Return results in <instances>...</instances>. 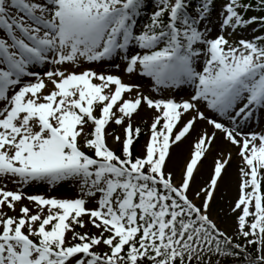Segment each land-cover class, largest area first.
Masks as SVG:
<instances>
[{
  "label": "snow or ice",
  "instance_id": "1",
  "mask_svg": "<svg viewBox=\"0 0 264 264\" xmlns=\"http://www.w3.org/2000/svg\"><path fill=\"white\" fill-rule=\"evenodd\" d=\"M0 264H264V0H0Z\"/></svg>",
  "mask_w": 264,
  "mask_h": 264
},
{
  "label": "rangeland",
  "instance_id": "2",
  "mask_svg": "<svg viewBox=\"0 0 264 264\" xmlns=\"http://www.w3.org/2000/svg\"><path fill=\"white\" fill-rule=\"evenodd\" d=\"M223 2H224V0H217V9H219L220 5ZM150 10H151V8H149V11ZM253 14H256V13H252V12L248 13L249 16H251ZM216 15H217V13L214 11L213 14H212V19L214 21V26H213V29H212V35L213 36L217 34V28L215 26ZM141 22H143V21H141ZM252 27H257V26L253 25ZM248 34L249 35L251 34V29H249V33ZM131 82L142 83V81H140V80H138L136 78H133V80ZM179 94L182 95L183 93H179ZM146 139H147L146 136H142L140 138L139 143L136 146L137 147V151H139L140 145H143ZM109 142L111 143V141H109ZM206 161H207V158L204 160L203 163H205ZM238 165H239V157H237L235 155V151H234L233 159H232L230 165L227 168V172H226L222 182H224V181H227V182L234 181L235 183H237ZM209 174H210V171L208 172L207 175H209ZM208 178H209V176H208ZM177 179H179V176L177 177ZM202 184H200V185H202ZM200 185H197V186H200ZM8 187L12 188L13 186L11 184H9ZM222 187L220 186L219 191L217 192L216 204L213 206L214 207V211H219L220 207L227 208L226 201L228 199H230V198H234L235 197V195H233V197L231 195H228L226 190H225V188L224 187L222 188ZM24 191L27 192V193H45V194L50 192L53 195L66 196V197H71V196L74 195V188L71 185H68V184H65V185H62V186H58L55 190L48 189L46 186L40 185V186L27 187V188L24 189ZM235 194H236V192H235ZM221 197H223V199H221ZM226 225H231V218L227 219ZM226 225L222 224V226H226ZM230 230L231 229L229 227V231Z\"/></svg>",
  "mask_w": 264,
  "mask_h": 264
},
{
  "label": "bare ground",
  "instance_id": "3",
  "mask_svg": "<svg viewBox=\"0 0 264 264\" xmlns=\"http://www.w3.org/2000/svg\"><path fill=\"white\" fill-rule=\"evenodd\" d=\"M201 126L198 125L197 126V131L199 130ZM195 136V133H193V137ZM191 139H189V141H186L184 144H182L179 148L175 149L174 153H173V162L177 163V177L179 176V165L183 163V160L188 156V153L190 151V144H191ZM219 146V145H218ZM233 150V154H234ZM216 151L214 150L208 157H207V161L205 163H203V166L200 168L199 173H197L196 175V179L195 182L193 184V190H195L197 188V185H200L202 183H204L208 176H210L211 171H212V166H213V158L216 156ZM171 167V165H170ZM210 171V174H208V172ZM220 186L224 187L227 194L231 195L233 197V195H235L236 192V183L234 181H224L220 183ZM222 187V188H223Z\"/></svg>",
  "mask_w": 264,
  "mask_h": 264
}]
</instances>
